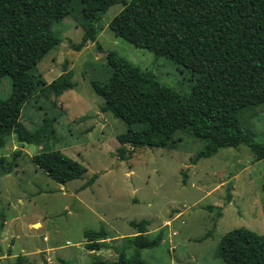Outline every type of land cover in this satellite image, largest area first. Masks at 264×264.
Returning <instances> with one entry per match:
<instances>
[{"label": "rangeland", "instance_id": "374dc122", "mask_svg": "<svg viewBox=\"0 0 264 264\" xmlns=\"http://www.w3.org/2000/svg\"><path fill=\"white\" fill-rule=\"evenodd\" d=\"M122 8V3L111 5L101 15L97 41H88L79 51L71 43L82 38L80 21L69 16L53 24L63 41L37 68L46 81L65 68L72 70L75 86L57 97L34 96L22 111L21 121L29 129L50 117L54 132L47 131L39 143L20 142L12 132L0 147V155L8 158L18 152L10 171L0 167V264H15L17 255L26 259L24 264L117 259L125 249L123 237L136 234L130 222L142 219L150 221V236L164 230L160 245L139 250L149 264H227L218 255L226 232L247 227L264 233V158L254 160L248 146L222 147L192 162L206 141L179 130L167 147L132 149L127 144L125 154L133 150V156L120 158L117 135L128 125L101 110L104 98L91 84L108 81L107 53L116 51L181 92H190L196 82L190 68L116 35L109 22ZM11 89V77H1L0 99ZM256 111L254 137L264 142V103ZM47 150H61L82 162L87 172L82 178L56 182L32 160ZM94 173L99 175L95 182L83 187ZM101 227L108 232L106 246L86 248L85 230ZM124 252L130 256L134 249Z\"/></svg>", "mask_w": 264, "mask_h": 264}, {"label": "trees", "instance_id": "16d2710c", "mask_svg": "<svg viewBox=\"0 0 264 264\" xmlns=\"http://www.w3.org/2000/svg\"><path fill=\"white\" fill-rule=\"evenodd\" d=\"M115 3L123 4L109 22L116 35L196 75L192 90L181 92L116 51L107 53L108 81L92 80L91 84L104 98L101 110L111 111L128 125V130L117 135L120 158L133 156V150L125 154L127 144L132 149L167 147L175 132L183 130L206 141L192 162L211 157L222 147L241 145L249 147L254 160L263 159L264 142L255 139L252 126L256 107L264 103V0H2L0 78L10 76L12 89L7 98L0 99V147L12 132L18 141L27 143H39L47 131L54 132L50 117H44L35 130L29 129L21 121L22 111L34 96L57 97L75 86L72 70L65 68L46 81L37 68L63 41L54 33L53 24L69 16L80 21L82 38L71 43L79 51L88 41H97L103 29L101 15ZM16 155H0L3 171L13 168ZM32 160L59 183L82 178L88 170L61 150L36 153ZM98 176L94 173L83 187ZM130 223L136 234L123 237L126 245L119 257H95L90 264H149L139 250L160 245L164 230L152 237L147 233L148 219ZM84 234L86 248L106 246L105 227L87 229ZM127 248L134 249L130 256L124 252ZM218 255L227 264H264V233L247 227L231 229L221 237ZM24 262L17 255L15 264Z\"/></svg>", "mask_w": 264, "mask_h": 264}]
</instances>
